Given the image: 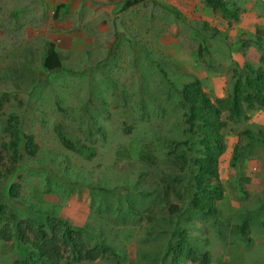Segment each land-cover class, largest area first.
Here are the masks:
<instances>
[{
    "label": "rangeland",
    "instance_id": "374dc122",
    "mask_svg": "<svg viewBox=\"0 0 264 264\" xmlns=\"http://www.w3.org/2000/svg\"><path fill=\"white\" fill-rule=\"evenodd\" d=\"M227 1L238 10L237 21L201 0H141L124 10V0H0V73L25 61L36 75L29 88L15 87L8 77L0 81V144L9 139L2 133L5 118L15 116L38 146L10 176L11 152L0 149V229L9 224L13 234L18 221L59 217L85 228L87 247L102 243L120 255L79 264H171L163 253L180 229L192 246L209 252L208 264H264V144L253 142L228 166L232 147L245 143L242 131L262 139L264 111L227 121L222 130L221 220H187L189 176L165 155L167 140L188 138L177 94L182 85L197 79L213 103L229 93L234 69H264V47L255 44L264 37V0ZM202 23L210 30L200 32ZM46 42L60 55L61 68L41 58ZM61 138L82 154L65 149ZM145 155L153 161L139 158ZM176 175L178 183L166 177ZM14 183L19 196L10 200ZM172 206L183 214H170ZM243 216L249 243L232 231ZM15 245L0 240V264L18 258Z\"/></svg>",
    "mask_w": 264,
    "mask_h": 264
},
{
    "label": "trees",
    "instance_id": "16d2710c",
    "mask_svg": "<svg viewBox=\"0 0 264 264\" xmlns=\"http://www.w3.org/2000/svg\"><path fill=\"white\" fill-rule=\"evenodd\" d=\"M140 1L124 0L120 10L127 9ZM201 2L203 6L210 8L212 12L219 13L224 19L238 20V10L228 4L227 0H201ZM159 6L165 10H171L167 6ZM204 30H210L206 23H202L200 32ZM211 31L215 33L214 29ZM201 42H205L204 38ZM255 44L258 47H264V37L257 39ZM43 49L41 58H45L53 69L61 68V57L53 43H44ZM201 51L199 46L197 48L198 55L201 54ZM260 62L264 63V55L260 57ZM25 63L24 61L17 67L12 66L3 70L0 73V81H4L8 77L15 87L20 85H25L26 88L33 87L36 83L35 70ZM177 92L180 108L184 111L182 114L183 123L186 126L184 133L188 135V138L182 142L167 140L165 155L168 156L174 169L189 176L187 187L183 188L189 199L185 209L189 213L187 220L190 221L194 215L216 221L221 220L216 203L222 198V187L217 176L218 158L225 149L222 130L225 129L227 121L237 122L246 119L247 113L257 110L264 111V69H254L249 65H244L241 69H234L229 93L225 98L216 99L213 103L202 91L201 84L197 79L185 83ZM3 98H0V111L5 101ZM223 112L227 113L226 121L220 119ZM129 131V129L125 130L126 133ZM2 133L9 139L0 144V149L11 152L9 158L11 168L7 169L5 173L12 174L24 156L31 158L36 156L38 146L31 135L21 132L15 116L5 118ZM259 135L262 139H257L248 130L241 132L245 143L242 146L234 145L232 147L228 161L229 168L235 167L240 152L243 149H248L253 142L264 144V132ZM60 142L65 149L82 154L81 150L74 149L70 141L61 138ZM195 142L198 143V148L193 152ZM91 154L89 153V155ZM189 155L192 156L188 158ZM139 158L145 162L153 161V156L149 155ZM166 177L175 183L180 180L178 175ZM166 187L167 185H165ZM19 191V184L10 185L7 191L8 198L16 200ZM3 208L0 206V213ZM170 208V214L175 212L178 215L183 214V210L181 212L178 207ZM36 213L38 214V212ZM43 219V222H38L37 218L18 221L14 225L15 232L13 234L9 233V224L0 229V240L8 242L14 239L16 241L18 258L10 264H79L82 262L92 263L104 256H120L111 247L102 243L86 247L82 238L86 231L84 227H72L59 217L45 216ZM10 221L13 222L12 216L8 219L9 223ZM259 226L264 230V219L259 221ZM232 231L235 238L250 242L248 219L245 216L241 217V222L234 226ZM173 235H176L177 240L171 246H167L163 258L169 257L171 264H179L183 259H189L198 264L209 263V252L192 246L186 237L185 229L176 230L172 233ZM168 250L170 251L168 252Z\"/></svg>",
    "mask_w": 264,
    "mask_h": 264
},
{
    "label": "clouds",
    "instance_id": "9594fccd",
    "mask_svg": "<svg viewBox=\"0 0 264 264\" xmlns=\"http://www.w3.org/2000/svg\"><path fill=\"white\" fill-rule=\"evenodd\" d=\"M18 166H19V163H18ZM9 168H11V167H9ZM9 168H8V169H9ZM13 173H14V172H13ZM13 173H12V174H13ZM12 174H7V176H10V175H12ZM14 184H16V183H14ZM17 184H18V183H17ZM11 185H12V184H11ZM9 187H10V186H9ZM78 188H79V187L75 188V190H77ZM75 190H73L70 194L74 193ZM149 197H150V195H149ZM10 200H11V199H10ZM68 224H69V223H68ZM72 227H74V226H72ZM77 227H79V226H77ZM185 232H186V231H185ZM85 233H86V232H85ZM85 233H84V235H85ZM84 235H83V236H84ZM186 237L188 238V236H186ZM248 243H249V242H248ZM92 246H93V245H92ZM92 246H90V247H92ZM86 247H87V246H86Z\"/></svg>",
    "mask_w": 264,
    "mask_h": 264
},
{
    "label": "crops",
    "instance_id": "0c3cea01",
    "mask_svg": "<svg viewBox=\"0 0 264 264\" xmlns=\"http://www.w3.org/2000/svg\"><path fill=\"white\" fill-rule=\"evenodd\" d=\"M76 226H81V225L77 224Z\"/></svg>",
    "mask_w": 264,
    "mask_h": 264
}]
</instances>
